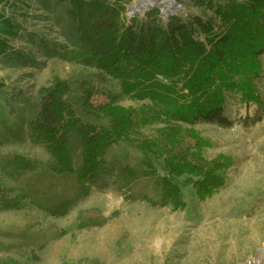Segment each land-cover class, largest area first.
I'll list each match as a JSON object with an SVG mask.
<instances>
[{
  "label": "rangeland",
  "instance_id": "obj_1",
  "mask_svg": "<svg viewBox=\"0 0 264 264\" xmlns=\"http://www.w3.org/2000/svg\"><path fill=\"white\" fill-rule=\"evenodd\" d=\"M175 1L178 8L164 15L171 7L158 0L130 14L131 0L126 25L166 27L172 17L220 24L207 0ZM0 39L7 41L0 54V264H264V75L256 80L261 104L247 107L228 94L232 127L194 126L212 144L204 149L206 160L225 155L233 165L224 170L226 186L205 201L196 194V179L174 177L185 204L175 209L162 204L157 177L171 176L154 155L114 144L97 181L83 183L77 135L69 137V172L55 171L50 147L36 141L32 123H46L45 103L58 83H65L59 92L91 135L108 126L94 117L100 108L148 103L132 100L119 80L84 64L87 50L68 0H0ZM261 60L264 68V55ZM160 127L139 134L155 137ZM193 145L186 138L184 147ZM145 160L155 176L143 174Z\"/></svg>",
  "mask_w": 264,
  "mask_h": 264
},
{
  "label": "trees",
  "instance_id": "obj_2",
  "mask_svg": "<svg viewBox=\"0 0 264 264\" xmlns=\"http://www.w3.org/2000/svg\"><path fill=\"white\" fill-rule=\"evenodd\" d=\"M130 2L68 0L80 42L87 50L84 64L119 80L123 94L132 100L148 103L138 109L112 104L100 108L94 117L107 119L108 126L91 135L92 129L76 117L59 92L65 83H58L45 103L46 123L33 122L32 128L36 141L50 147L59 163L55 171L60 173L72 171L69 137L80 138L83 164L79 177L83 183L97 181L103 171L102 158L114 144L132 146L164 160L171 177H157L162 204L183 209L174 177L196 179V194L205 201L226 186L224 170L233 165V158L225 155L206 160L204 149L212 144L194 126L232 127L225 114L228 94L238 95L247 107L262 103L256 80L264 75V0L204 1L220 21L217 26L213 18L184 22L172 17L166 27L139 28L124 20ZM196 23L205 35L203 41L195 37ZM6 49L7 41L0 39V54ZM158 124L162 127L155 137L140 136L141 129ZM186 138L194 142L192 147H184ZM142 165L145 176L156 175L149 160Z\"/></svg>",
  "mask_w": 264,
  "mask_h": 264
},
{
  "label": "bare ground",
  "instance_id": "obj_3",
  "mask_svg": "<svg viewBox=\"0 0 264 264\" xmlns=\"http://www.w3.org/2000/svg\"><path fill=\"white\" fill-rule=\"evenodd\" d=\"M156 1L157 0H136L135 4H134V8H132L130 10V14H133L134 13V10L136 7H139L138 9L139 10H143L145 11L146 9H148L149 7H153L154 5H159V4H156ZM159 1H163V3H166V7H176L178 8V4L175 0H158ZM260 261H264V252L261 253V260ZM259 261V262H260Z\"/></svg>",
  "mask_w": 264,
  "mask_h": 264
},
{
  "label": "water",
  "instance_id": "obj_4",
  "mask_svg": "<svg viewBox=\"0 0 264 264\" xmlns=\"http://www.w3.org/2000/svg\"><path fill=\"white\" fill-rule=\"evenodd\" d=\"M134 7H135V6H134V4H133V5L129 8V12H130V10H131L132 8H134ZM138 8H139V7H136V8H135L134 13H135L137 10L140 9V8H139V9H138ZM173 11H174V9H172V7H171V8H163V9H162V12H163L164 15H169V14H171ZM134 13H133V14H134Z\"/></svg>",
  "mask_w": 264,
  "mask_h": 264
},
{
  "label": "built area",
  "instance_id": "obj_5",
  "mask_svg": "<svg viewBox=\"0 0 264 264\" xmlns=\"http://www.w3.org/2000/svg\"><path fill=\"white\" fill-rule=\"evenodd\" d=\"M136 13V12H135Z\"/></svg>",
  "mask_w": 264,
  "mask_h": 264
}]
</instances>
